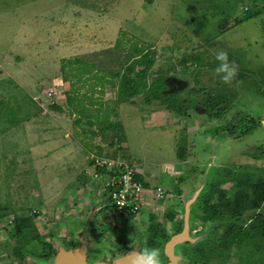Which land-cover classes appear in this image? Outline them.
I'll return each mask as SVG.
<instances>
[{
  "label": "rangeland",
  "instance_id": "1",
  "mask_svg": "<svg viewBox=\"0 0 264 264\" xmlns=\"http://www.w3.org/2000/svg\"><path fill=\"white\" fill-rule=\"evenodd\" d=\"M137 48L150 54L147 84L168 77L166 94L177 93L182 112L143 93L118 101L115 74ZM221 50L238 73L217 113L200 103L216 85ZM76 59L91 73L75 70ZM263 66L264 0H0V264L53 263L41 242L14 236L15 216L27 214L56 250L90 237L102 259L150 247L166 264L189 201L177 264H254L251 238L238 241L230 225L248 235L264 202L237 219L214 208L248 174L264 175ZM102 160L132 164L165 197L145 190L140 214L115 216L106 175L95 177ZM153 226L166 231L160 243L150 244Z\"/></svg>",
  "mask_w": 264,
  "mask_h": 264
},
{
  "label": "trees",
  "instance_id": "2",
  "mask_svg": "<svg viewBox=\"0 0 264 264\" xmlns=\"http://www.w3.org/2000/svg\"><path fill=\"white\" fill-rule=\"evenodd\" d=\"M255 15V12L250 11L248 12V16L252 17ZM135 57L133 62L128 65L124 73H116L115 76L119 77V84L117 85V96L119 102H125L128 98L136 97L140 94H146V96L151 97L154 100H159L161 102H165L167 99H170L175 103L172 105L178 112H182L180 105V99L177 98V93L166 94L169 90L168 84V77L163 75L162 73L158 74V76L152 81L150 85L147 84L146 79L149 76V71L151 68L150 62V54L144 53L142 49H135ZM78 64L75 70H78L80 73L86 74L91 73L93 70V66H90L87 62L82 61L81 59L76 60H68V62ZM184 63L189 62L187 58L183 59ZM137 65H143L144 68L135 72V68ZM216 65V64H215ZM88 67V69H87ZM70 70H74L70 69ZM134 72V76H130L129 74ZM260 81L259 86L257 88V92H262L264 94V66L259 71ZM132 75V74H131ZM90 78V77H89ZM93 78V77H92ZM91 79V78H90ZM98 80H103V77L98 78ZM231 84H223L220 82L219 78L216 79V85L206 89L207 95L200 103V105L208 107L209 111H215L220 113L224 106L229 103L228 101V94L232 91ZM196 92H201L199 89H195ZM205 91V89H204ZM70 98L68 97V100ZM198 101L190 100L189 107L196 106ZM225 104V105H223ZM55 108L61 110L60 106L54 105ZM225 109V108H224ZM91 122V121H90ZM94 125V123H91ZM251 127L248 128V132L250 131ZM235 130V129H233ZM104 131V130H103ZM233 133V132H232ZM231 134V133H230ZM233 135V134H231ZM114 142L111 141V146H114ZM102 149L99 150V154L101 153ZM95 173L99 176L113 174L114 171H110V168L107 165L97 166L95 167ZM143 180L142 176L139 174L136 176V180ZM239 186L242 187L236 193L233 194V197L228 198L226 201H223L218 206L214 208L215 214L225 217L230 216L234 219L240 218L245 214L246 211L251 209H256L260 207L264 202V175L262 176H254L248 174L246 178L239 181ZM145 187L148 188L149 184L144 183ZM111 200V199H110ZM5 207H0V212H3ZM113 209L115 211V207L113 205ZM118 214L115 211V216ZM32 214H27L26 216H15V227L16 233L14 236L17 237L19 242L22 241L27 242L31 237L32 243L33 242H41L43 248L45 250L49 249L48 255L44 257H51L53 254L56 253V249L52 247L50 243H47L40 236L38 233V227L34 224ZM120 216V215H119ZM123 216V215H122ZM1 217V214H0ZM231 229L238 230L237 240L238 241H245L246 239H250L249 248L251 247L254 251L250 253V257L248 260H255L254 264H264V258L262 257L261 260L257 257L256 254L262 252L263 245H264V213H261L256 218V223L253 226L252 230L248 233V235L244 234L242 230L238 228L236 224L230 225ZM182 230V229H181ZM180 232V231H179ZM166 231H164L161 227L153 226L151 228V234L149 237L150 244H155L156 242L162 241V239L166 238ZM171 237H169L170 239ZM16 251L20 254L23 250L22 248L18 249L16 246ZM20 250V252H19ZM24 252V251H23ZM27 255V254H26ZM264 256V255H263ZM251 264V263H250Z\"/></svg>",
  "mask_w": 264,
  "mask_h": 264
},
{
  "label": "built area",
  "instance_id": "3",
  "mask_svg": "<svg viewBox=\"0 0 264 264\" xmlns=\"http://www.w3.org/2000/svg\"><path fill=\"white\" fill-rule=\"evenodd\" d=\"M98 166L107 165L113 174H107L103 184L105 192L109 193L112 205L118 215H138L145 205L143 193L145 190L154 192L157 201L165 197L162 188L148 187L146 188L144 180H136L138 175L134 166L130 163H122L111 160L96 161ZM96 178L100 176L95 174Z\"/></svg>",
  "mask_w": 264,
  "mask_h": 264
},
{
  "label": "water",
  "instance_id": "4",
  "mask_svg": "<svg viewBox=\"0 0 264 264\" xmlns=\"http://www.w3.org/2000/svg\"><path fill=\"white\" fill-rule=\"evenodd\" d=\"M193 201H189L186 205L185 218H184V227L183 229L171 237V239L167 242L165 246V253L167 254L170 262L167 264H177L178 258L175 255V248L178 244L186 241L190 237V204ZM86 245H83L79 248H74L70 250H66L64 247H60L57 250V255L54 260V264H97L90 263L87 261V257L85 254ZM105 264H134L133 253L128 254L123 257L116 258L114 260H104Z\"/></svg>",
  "mask_w": 264,
  "mask_h": 264
},
{
  "label": "clouds",
  "instance_id": "5",
  "mask_svg": "<svg viewBox=\"0 0 264 264\" xmlns=\"http://www.w3.org/2000/svg\"><path fill=\"white\" fill-rule=\"evenodd\" d=\"M215 61L214 74L221 83L231 84L237 76L238 66L229 60L228 53L223 50L216 53ZM102 247L105 249V256H107L109 245L103 243ZM133 257L134 264H162L161 253L157 248L143 247L138 252H133ZM97 264H105V261L97 260Z\"/></svg>",
  "mask_w": 264,
  "mask_h": 264
},
{
  "label": "flooded vegetation",
  "instance_id": "6",
  "mask_svg": "<svg viewBox=\"0 0 264 264\" xmlns=\"http://www.w3.org/2000/svg\"><path fill=\"white\" fill-rule=\"evenodd\" d=\"M90 232H91V234L93 235V237L92 238H94L95 237V239L98 237V235H95V234H93L94 232H93V230H90ZM91 240L93 241V239H91L90 237H87V238H84V237H82L80 240H79V243H78V245L76 244V245H73V246H66L65 247V249L66 250H70V249H74V248H79V247H81L82 245H83V243H85V245H86V251H85V254H86V257H87V261L88 262H90V263H95V262H97V260H109V261H111V260H114V259H116V258H119V257H123V256H126V255H128V254H131V253H133V252H138L137 250L135 251L134 249L133 250H131V249H126V250H122L120 253H118L117 255H115L114 257H111L110 259H102L101 258V255H102V253H100V252H98V250H100V249H95V247H94V244L93 243H91ZM53 247V246H52ZM127 247V246H126ZM54 248V247H53ZM128 248V247H127ZM55 249V248H54ZM103 250H105V249H103ZM102 250V251H103ZM50 252V251H49ZM108 252V251H107ZM96 255L95 256V258L94 257H92L91 255ZM166 254V253H165ZM56 255H57V251H56V253L55 254H53V256H51V257H49V259H51L52 261H53V263L52 262H47V260H46V262L45 263H47V264H54V260H55V257H56ZM166 256H167V254H166ZM166 256H164V257H166ZM101 258V259H100ZM167 258H168V256H167ZM43 262V260H41V259H39V263L38 262H36V261H33V262H29L28 264H43L42 263ZM170 262V259L168 258V261H167V263H169ZM166 263V264H167Z\"/></svg>",
  "mask_w": 264,
  "mask_h": 264
}]
</instances>
